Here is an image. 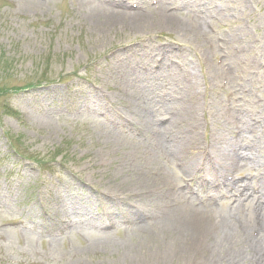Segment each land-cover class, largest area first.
I'll return each mask as SVG.
<instances>
[{"label":"rangeland","instance_id":"obj_1","mask_svg":"<svg viewBox=\"0 0 264 264\" xmlns=\"http://www.w3.org/2000/svg\"><path fill=\"white\" fill-rule=\"evenodd\" d=\"M249 148L264 0H0V264H264L256 227L164 257L147 226L258 198Z\"/></svg>","mask_w":264,"mask_h":264},{"label":"bare ground","instance_id":"obj_2","mask_svg":"<svg viewBox=\"0 0 264 264\" xmlns=\"http://www.w3.org/2000/svg\"><path fill=\"white\" fill-rule=\"evenodd\" d=\"M163 130L166 133L170 128L165 127ZM189 146L194 149L199 147L198 142L194 138L191 139ZM256 154L254 148H249L242 155L240 153L237 161L238 163L243 162L244 165H235V167H239L241 172L247 171L248 174H252V171L255 173L254 179L261 185L259 197L250 201L247 199V194L240 192L243 198H230L232 206L227 207L226 205L224 206L226 208L203 207L200 209H189V211L178 209L169 211L159 220L155 219L156 222H151L147 226L150 228L154 227L170 236L169 240L161 238L159 245V254L161 256H184L187 245L191 244L197 236L202 238L205 244L212 247L225 244L229 240L236 241L241 238L239 227L242 226L246 229L256 227L260 234L259 238L253 240V243L263 251L261 256L264 258V153ZM190 156L191 168L188 170V174L194 176L195 172L200 168V160L196 158V153H191ZM250 166L255 167V169H251ZM228 176L220 177L217 180L218 186H227L236 182L235 173L229 172ZM244 216L247 219L244 218L242 220L241 218ZM137 220L142 223L147 221L140 217Z\"/></svg>","mask_w":264,"mask_h":264}]
</instances>
